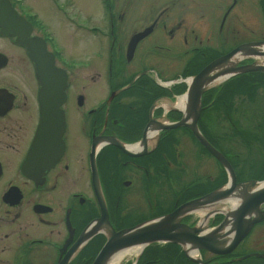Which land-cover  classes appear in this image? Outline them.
I'll list each match as a JSON object with an SVG mask.
<instances>
[{"label": "flooded vegetation", "instance_id": "obj_1", "mask_svg": "<svg viewBox=\"0 0 264 264\" xmlns=\"http://www.w3.org/2000/svg\"><path fill=\"white\" fill-rule=\"evenodd\" d=\"M9 1L23 26L0 27V264H93L106 226L129 229L227 182L221 166L219 176L205 168L212 156L192 126L226 156L238 182L264 180V73L212 83L196 121L189 92L217 58L264 41V0H221L219 23L222 8L204 9L201 0L176 15L171 7L183 0L158 13L120 4L96 31L93 60L87 14L72 0H43L49 16L36 2L40 11ZM58 82L65 87L57 98ZM225 211L183 222L207 237ZM124 264H264V220L227 253L165 243Z\"/></svg>", "mask_w": 264, "mask_h": 264}, {"label": "water", "instance_id": "obj_2", "mask_svg": "<svg viewBox=\"0 0 264 264\" xmlns=\"http://www.w3.org/2000/svg\"><path fill=\"white\" fill-rule=\"evenodd\" d=\"M10 9L11 6L8 0H0V26L4 27L5 30H8L13 25L12 19L14 18V14ZM149 32H151V28L146 34ZM136 42L137 40L133 44H136ZM29 51L31 58L36 61L37 55L33 49L29 48ZM246 59L260 60V62L238 66L241 61ZM263 63L264 42H255L241 45L205 67L195 77L189 91L190 107L192 114H195V121L200 113L198 106L201 95L215 80L222 76L229 77L238 73L264 72ZM46 80L48 82L52 81L51 79ZM50 87H47L46 84L44 85L45 90ZM64 87V82L57 83L56 88L59 97L63 95ZM182 125H184L183 122L165 126V128L171 129ZM192 130L201 143L228 170L230 174L229 184L202 198L180 206L169 215L120 232H116L112 228L108 229V241L93 264H107L110 257L120 249L132 246H143L144 249L156 242L181 244L186 250L187 248L196 249L201 247L216 253H227L240 243L256 223L264 220V213H262V208L264 207V183L260 185L256 181L242 184L237 183L236 176L227 159L203 139L195 126H192ZM236 193H239L240 202L234 206L232 202H227V200ZM227 203L231 205V208L224 212L226 215L224 224L207 237H198L197 233L200 231L198 228H191L182 222V219L189 213L197 212L199 209L208 206H210V212L206 214V217L211 216L219 212L220 207ZM103 218L105 223H107L108 218L105 212ZM95 229L96 227H94L93 232Z\"/></svg>", "mask_w": 264, "mask_h": 264}, {"label": "rangeland", "instance_id": "obj_3", "mask_svg": "<svg viewBox=\"0 0 264 264\" xmlns=\"http://www.w3.org/2000/svg\"><path fill=\"white\" fill-rule=\"evenodd\" d=\"M36 1L39 2V1H43V0H29V3H30V5H33L37 8V6L35 4ZM220 1L221 0H201V2H200V4H203L202 8L207 9V10L213 8L214 10L219 11L220 8H222V11L218 14L219 16L217 19V23H219L220 16L222 15V13L224 11L223 4H220L219 3ZM72 2H74V5H77V7L80 10H83L87 14L88 27H89L90 31L94 30L93 32L90 33L91 35H90L89 40H88V48H87L88 53H89V57L90 58L92 57V60H93L95 55H96V52L98 50V48L96 47L97 46V39L95 38V37H97L96 29H100V28L104 27V25L107 23L106 21H107V16L109 14V12H108L109 9H114L118 5L124 4L127 7L131 5V8L142 9L144 11L158 10L157 11V13H158L163 8H166V4H168L171 1H168V0L167 1L166 0H72ZM182 3H184L186 5H182ZM37 4H38V8L43 10L44 12H46L45 11L46 8H47V11L50 8L49 6H44L43 4H42V6L39 5V3H37ZM68 5L69 4L66 3L63 5V7H67ZM171 8L175 10L174 12H172V14L170 12L171 15L178 14L179 10H181L182 8H186L185 10H190V8L198 9V7L196 6V2L193 0H183L182 2H177ZM50 14H51V10H49V12H47L48 16ZM246 18L247 17L244 16V17H242V20L246 21ZM251 20H252V18L248 17V25L249 26H251L253 24V21H251ZM50 21L53 23L55 22L52 19H50ZM235 23H236L235 18H233L231 16L229 19V24H231V29H237V26H235ZM237 25L241 26V23L239 21H237ZM228 27H229V25H228ZM259 34L264 36V26H263V30H261V32H259ZM232 36L235 37V34H232ZM203 162L205 163L206 169H210L211 173H214L215 176L216 175L219 176V174H220L219 168H221V167L214 158H212V157L206 158ZM211 185H213V184H211Z\"/></svg>", "mask_w": 264, "mask_h": 264}, {"label": "bare ground", "instance_id": "obj_4", "mask_svg": "<svg viewBox=\"0 0 264 264\" xmlns=\"http://www.w3.org/2000/svg\"><path fill=\"white\" fill-rule=\"evenodd\" d=\"M39 3V5L42 6V4L45 6V4L42 1H36ZM46 8V7H45ZM47 11V8L45 9ZM226 76H222L218 78L215 82L219 81L221 78H224ZM153 132V130H152ZM227 202H232L234 206L238 205V202H240L239 193H236L233 197L227 200ZM208 212H210V206L204 207L199 209L196 213L200 215H205ZM143 249V246H132L124 249H120L116 251L109 259L107 264H121L125 259H127L129 256L133 254H139ZM193 250L192 248L189 249V251Z\"/></svg>", "mask_w": 264, "mask_h": 264}]
</instances>
